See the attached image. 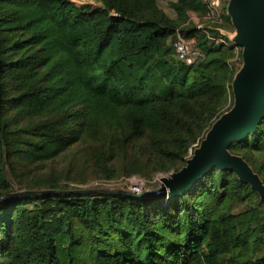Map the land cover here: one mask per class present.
Masks as SVG:
<instances>
[{
    "label": "trees",
    "instance_id": "trees-1",
    "mask_svg": "<svg viewBox=\"0 0 264 264\" xmlns=\"http://www.w3.org/2000/svg\"><path fill=\"white\" fill-rule=\"evenodd\" d=\"M101 2L0 0V196L74 190L54 174L14 190L8 172L79 145L105 178L117 163L119 176L177 171L232 105L236 47L183 19L201 0L171 1L175 17L158 0ZM177 31L202 60L177 59ZM229 150L264 183V117ZM0 264H264V202L216 168L170 201L20 193L0 201Z\"/></svg>",
    "mask_w": 264,
    "mask_h": 264
},
{
    "label": "water",
    "instance_id": "water-1",
    "mask_svg": "<svg viewBox=\"0 0 264 264\" xmlns=\"http://www.w3.org/2000/svg\"><path fill=\"white\" fill-rule=\"evenodd\" d=\"M226 13L234 28L230 40L241 48L242 62L231 82L233 104L212 123L185 164L160 178V187L139 193L102 188L29 190L2 195L0 201L20 193H118L138 198L164 196L166 201H170L189 192L216 168L233 171L264 202V183L260 176L242 156L229 150L233 142L255 132L264 117V0H227Z\"/></svg>",
    "mask_w": 264,
    "mask_h": 264
},
{
    "label": "rangeland",
    "instance_id": "rangeland-1",
    "mask_svg": "<svg viewBox=\"0 0 264 264\" xmlns=\"http://www.w3.org/2000/svg\"><path fill=\"white\" fill-rule=\"evenodd\" d=\"M78 6H90L91 9H96L101 6V0H70ZM173 0H158V5L170 16L175 17V13L170 7ZM216 9H208L205 4V10L192 11L189 15H184L185 22L190 21L201 29V32L208 38V44L213 45L223 41L224 43L234 46L236 56L230 61L231 66L235 68V72L241 65V48L235 46L230 40L234 34V28L226 18L227 0H216ZM218 17V18H216ZM180 34L178 31L169 38V43L172 45L174 38ZM234 72V73H235ZM234 75V74H233ZM233 104V101H232ZM230 103H227L225 108ZM232 106V105H231ZM230 106V107H231ZM81 145L74 148L72 151L67 152L56 158L55 160L48 161L43 165L36 164L32 166L30 171H27L21 176H16L13 172H8V178L12 182L14 190H21L27 182H39L47 178L50 174H54L59 179L62 185H67L75 189H89V188H102V189H123L134 192H142L160 187V178L169 173L154 172L148 175H131L119 176L120 167L117 163L115 174L109 178H105L104 174L89 160L83 152ZM21 169V168H20ZM26 187V186H24ZM42 187V186H41ZM44 188V187H42ZM160 200L166 201L161 196H156ZM155 198V197H153ZM250 204L247 202H240L234 205V212H238Z\"/></svg>",
    "mask_w": 264,
    "mask_h": 264
},
{
    "label": "built area",
    "instance_id": "built-area-1",
    "mask_svg": "<svg viewBox=\"0 0 264 264\" xmlns=\"http://www.w3.org/2000/svg\"><path fill=\"white\" fill-rule=\"evenodd\" d=\"M203 4L210 8L216 9L217 3L216 0H201ZM218 18V17H216ZM202 28V27H198ZM223 42V41H220ZM197 39L195 37H184L181 34H178L173 42L172 47L177 59L187 65L193 64L197 61H200L204 58V53L197 48Z\"/></svg>",
    "mask_w": 264,
    "mask_h": 264
}]
</instances>
